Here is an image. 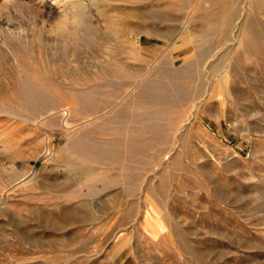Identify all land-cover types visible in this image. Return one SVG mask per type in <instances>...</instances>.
Returning a JSON list of instances; mask_svg holds the SVG:
<instances>
[{
  "label": "rangeland",
  "instance_id": "rangeland-1",
  "mask_svg": "<svg viewBox=\"0 0 264 264\" xmlns=\"http://www.w3.org/2000/svg\"><path fill=\"white\" fill-rule=\"evenodd\" d=\"M0 264H264V0H0Z\"/></svg>",
  "mask_w": 264,
  "mask_h": 264
}]
</instances>
